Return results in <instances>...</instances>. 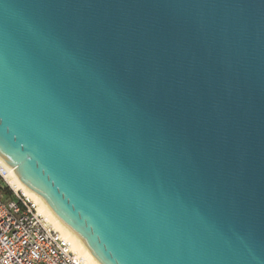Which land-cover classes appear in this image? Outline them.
<instances>
[{"label":"water","instance_id":"water-1","mask_svg":"<svg viewBox=\"0 0 264 264\" xmlns=\"http://www.w3.org/2000/svg\"><path fill=\"white\" fill-rule=\"evenodd\" d=\"M0 157L100 264H264V0H0Z\"/></svg>","mask_w":264,"mask_h":264},{"label":"built area","instance_id":"built-area-1","mask_svg":"<svg viewBox=\"0 0 264 264\" xmlns=\"http://www.w3.org/2000/svg\"><path fill=\"white\" fill-rule=\"evenodd\" d=\"M10 169L0 163V179L9 190L0 195V264H90L38 204L12 183Z\"/></svg>","mask_w":264,"mask_h":264},{"label":"bare ground","instance_id":"bare-ground-1","mask_svg":"<svg viewBox=\"0 0 264 264\" xmlns=\"http://www.w3.org/2000/svg\"><path fill=\"white\" fill-rule=\"evenodd\" d=\"M0 163L5 164L3 159L0 157ZM10 168V167H9ZM11 171V180L14 185L17 186L18 189H21L25 192L26 195H28L34 202H36L39 206V209L41 211H44V213L52 220L53 224L57 229L62 231L73 243L75 249L85 256L90 264H100L88 251V249L85 247L81 239L73 233L65 224L62 223V221L55 215V213L51 210V208L43 201V199L33 192L31 189L26 187L14 174L13 169H10Z\"/></svg>","mask_w":264,"mask_h":264},{"label":"trees","instance_id":"trees-1","mask_svg":"<svg viewBox=\"0 0 264 264\" xmlns=\"http://www.w3.org/2000/svg\"><path fill=\"white\" fill-rule=\"evenodd\" d=\"M4 192H9L8 187L0 179V195Z\"/></svg>","mask_w":264,"mask_h":264}]
</instances>
